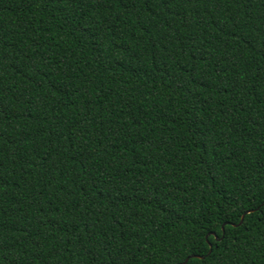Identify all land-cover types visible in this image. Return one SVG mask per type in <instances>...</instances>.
Masks as SVG:
<instances>
[{"label":"trees","instance_id":"trees-1","mask_svg":"<svg viewBox=\"0 0 264 264\" xmlns=\"http://www.w3.org/2000/svg\"><path fill=\"white\" fill-rule=\"evenodd\" d=\"M185 259L264 264V0H0V264Z\"/></svg>","mask_w":264,"mask_h":264},{"label":"water","instance_id":"water-1","mask_svg":"<svg viewBox=\"0 0 264 264\" xmlns=\"http://www.w3.org/2000/svg\"><path fill=\"white\" fill-rule=\"evenodd\" d=\"M252 211H253V210H248V211H246L245 213L247 214V213H250V212H252ZM242 220H243V215L241 216L240 221L238 222V224H236V225H234V226H239V225L242 223ZM192 257H196V258H198L199 256H192ZM186 261H187V259H185L182 263H179V264H184Z\"/></svg>","mask_w":264,"mask_h":264}]
</instances>
